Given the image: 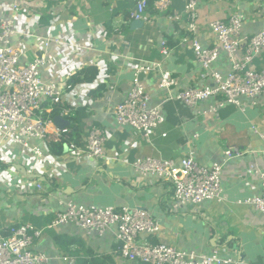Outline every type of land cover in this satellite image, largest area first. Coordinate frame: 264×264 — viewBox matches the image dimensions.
I'll use <instances>...</instances> for the list:
<instances>
[{
	"label": "crops",
	"instance_id": "0c3cea01",
	"mask_svg": "<svg viewBox=\"0 0 264 264\" xmlns=\"http://www.w3.org/2000/svg\"><path fill=\"white\" fill-rule=\"evenodd\" d=\"M134 8L135 0H0V18L15 20L12 44L21 50L18 63L33 61L46 49L52 54L53 61L40 67V75L63 91V105L72 111L69 129L77 142L83 146L93 126L107 134V157L96 159L78 158L69 148L55 155L47 143L32 139L31 145L43 151L44 157L37 159L21 145L0 139L5 164L0 165V231L25 223L43 229L35 248L50 257L49 264H78L94 257L107 264H141L116 253L114 226L99 236L74 224L48 225L66 208L61 202L144 208L160 220L161 230L155 236L142 235L143 239L201 254L227 245L243 264H264V213L246 203L262 189L260 177L249 169L264 171V95L255 101L244 99L243 107L225 104L216 114L201 112L209 103L193 109L177 100L178 92L198 84L201 73L192 45L185 40L190 36L186 16L180 22L170 19L183 13L185 3L172 0L161 11L150 0V22L132 19ZM198 13L196 36L204 47L215 41L209 25L217 19L243 14L241 35L247 37L264 28V0H198ZM38 36L51 39L49 48L37 43ZM162 40L167 41L168 56L161 53ZM145 62L157 64L154 71L140 74L149 104L159 105L165 116L149 137L133 134L115 118L116 106L132 87L135 69ZM253 65L264 68V49ZM214 68L224 76L229 73L231 62L225 53ZM162 77L177 85L160 87ZM214 102L211 99L210 104ZM55 127L59 126L54 122L48 124L51 132ZM231 147L243 149V155L224 160ZM191 149L202 165L224 163L222 200L178 207L170 182L144 177L133 166L146 157L180 163ZM39 182L42 188L37 187Z\"/></svg>",
	"mask_w": 264,
	"mask_h": 264
},
{
	"label": "built area",
	"instance_id": "2783aa9c",
	"mask_svg": "<svg viewBox=\"0 0 264 264\" xmlns=\"http://www.w3.org/2000/svg\"><path fill=\"white\" fill-rule=\"evenodd\" d=\"M185 8L182 14L175 13L170 19L182 21L186 16V29L195 59L201 66V73L196 85L186 87L175 98L186 106L198 109L209 103L205 114H216L225 104L244 106V99L257 100L264 95V68L256 69L253 60L264 49V28L251 37L242 36L241 31L245 16L240 13L226 19H217L210 23V30L215 41L204 47L196 36L198 33V0H183ZM224 1V0H219ZM172 0H154V6L165 11ZM14 4L13 9L17 10ZM131 18L150 22V0H135ZM16 32L13 16L0 18V139L21 145L26 152L37 159H42L43 151L39 146H32L31 140L37 139L48 143L53 140H66L69 149L78 158H106V132L93 126L87 142L82 146L76 136L67 128L55 127L50 131L48 124L54 119L51 112L58 109L60 116H71V110L63 105V91L55 84L41 78L40 67L53 61L52 54L46 49L44 54L27 64H19L21 50L12 44ZM191 33L194 37L191 39ZM37 43L49 48L51 39L36 37ZM167 41L161 42V53L169 55ZM221 53L231 62L229 73L224 76L214 63ZM157 68L156 63H141L134 71L132 87L126 98L115 109L116 123L128 125L135 135L149 137L150 133L165 122V116L159 105L149 104L151 97L147 92L141 73L147 74ZM160 87L169 88L177 85L174 79L162 77ZM211 99L215 100L210 104ZM168 100V99H166ZM50 133L52 137H50ZM166 135V134H164ZM198 136V135H196ZM243 149L231 147L225 150L224 160L243 155ZM224 163L214 162L208 167L198 162L197 153L191 149L180 163L173 159L146 157L134 161L135 170L142 176H157L170 182L173 187V199L176 205L197 206L208 200H222ZM249 173L261 179V193L246 199L256 209L264 213V171L252 166ZM38 188H42L39 182ZM65 209L58 211L55 219L48 225L74 224L89 233L103 236L107 230L116 227V253L126 261L141 264H243L234 258L227 245L216 248L211 254H201L194 250L185 251L164 242H151L142 235L155 236L161 230V222L149 210L127 206H85L72 201ZM43 229L28 223L11 226L7 232L0 231V264H49L50 257L35 248Z\"/></svg>",
	"mask_w": 264,
	"mask_h": 264
},
{
	"label": "trees",
	"instance_id": "16d2710c",
	"mask_svg": "<svg viewBox=\"0 0 264 264\" xmlns=\"http://www.w3.org/2000/svg\"><path fill=\"white\" fill-rule=\"evenodd\" d=\"M73 81H77V76H74L73 77ZM60 112L59 110L56 108L54 109L52 112H51V116L52 118L54 119L56 116H60L59 115ZM71 116L68 117H65V119H67L69 121V124L67 125V128H72V120L70 118ZM54 122V121H53ZM48 146V151L51 152L52 154H55V155H61L63 154L67 149H68V146H67V142L66 140H63L61 142H57V141H51L50 143H47L46 147ZM0 165L1 166H5V164L1 161L0 159ZM55 219V218H54ZM53 219V220H54ZM52 222V221H51ZM50 222V223H51ZM49 223V224H50ZM67 240V239H66ZM64 241V242H61V246L65 248V246L67 245L66 243L68 241ZM70 241V240H69ZM94 255V254H93ZM78 264H107L106 262H103L101 260H99L98 258H93L91 261L87 260V259H84V260H79V263Z\"/></svg>",
	"mask_w": 264,
	"mask_h": 264
},
{
	"label": "water",
	"instance_id": "95a60500",
	"mask_svg": "<svg viewBox=\"0 0 264 264\" xmlns=\"http://www.w3.org/2000/svg\"><path fill=\"white\" fill-rule=\"evenodd\" d=\"M54 123L59 126L60 128H64L65 126H67L69 124V121L67 119H65L64 117L61 116H56L54 118ZM23 169V167H22ZM68 189V188H67Z\"/></svg>",
	"mask_w": 264,
	"mask_h": 264
},
{
	"label": "rangeland",
	"instance_id": "374dc122",
	"mask_svg": "<svg viewBox=\"0 0 264 264\" xmlns=\"http://www.w3.org/2000/svg\"><path fill=\"white\" fill-rule=\"evenodd\" d=\"M192 207H195V206H192Z\"/></svg>",
	"mask_w": 264,
	"mask_h": 264
}]
</instances>
